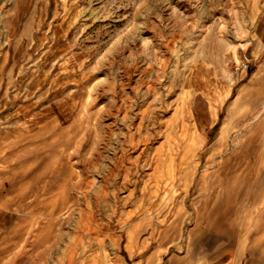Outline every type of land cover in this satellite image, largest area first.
I'll list each match as a JSON object with an SVG mask.
<instances>
[{
	"label": "rangeland",
	"instance_id": "rangeland-1",
	"mask_svg": "<svg viewBox=\"0 0 264 264\" xmlns=\"http://www.w3.org/2000/svg\"><path fill=\"white\" fill-rule=\"evenodd\" d=\"M217 205L264 255V0H0V264L195 263Z\"/></svg>",
	"mask_w": 264,
	"mask_h": 264
},
{
	"label": "crops",
	"instance_id": "crops-1",
	"mask_svg": "<svg viewBox=\"0 0 264 264\" xmlns=\"http://www.w3.org/2000/svg\"><path fill=\"white\" fill-rule=\"evenodd\" d=\"M218 198L215 202L221 203V205H225V198H228V193L224 189H220L218 192ZM217 205L219 216L218 220L220 224L225 225V233L222 235H218L215 240L219 242L218 246L215 245L209 249L207 242H204L201 248H199L197 252V256L199 260L195 263L190 264H262L264 263V255L262 253H258V251H254L253 239L250 242L245 240V248L244 251L234 249L229 242H231V238L237 235L240 225L236 220L229 221L222 217L223 208ZM198 215V212H197ZM200 224V223H197ZM234 235V236H233ZM238 236V235H237ZM207 241V240H206ZM223 242V243H220ZM224 251V253H222ZM151 256V253L150 255ZM148 257H144V261H146ZM202 260V261H201ZM141 262V261H140Z\"/></svg>",
	"mask_w": 264,
	"mask_h": 264
},
{
	"label": "bare ground",
	"instance_id": "bare-ground-1",
	"mask_svg": "<svg viewBox=\"0 0 264 264\" xmlns=\"http://www.w3.org/2000/svg\"><path fill=\"white\" fill-rule=\"evenodd\" d=\"M200 126V125H199Z\"/></svg>",
	"mask_w": 264,
	"mask_h": 264
}]
</instances>
